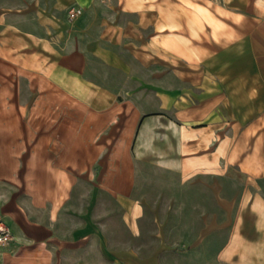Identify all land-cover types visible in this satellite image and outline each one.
I'll list each match as a JSON object with an SVG mask.
<instances>
[{
  "label": "crops",
  "instance_id": "0c3cea01",
  "mask_svg": "<svg viewBox=\"0 0 264 264\" xmlns=\"http://www.w3.org/2000/svg\"><path fill=\"white\" fill-rule=\"evenodd\" d=\"M71 7L82 9L74 20ZM128 70L159 71L158 104L144 114L139 97L126 99L137 104L102 179L130 235L118 240L115 220L91 211L94 198L84 211L71 210L74 180L64 166L77 150L79 158L101 154L106 145L93 141L105 122L114 124L119 102L112 72ZM72 101L85 108L78 125H23L29 114L50 116L48 103ZM141 165L181 182H227L238 172L239 191L210 189L211 204L217 197V210L233 212L232 220L216 224L212 205L200 230L194 223L188 238L173 242L167 222L157 221L155 248L135 249L145 234L133 194ZM61 213L78 218L64 223V244L78 243V255L64 261L99 264L104 254L108 264H264V0H0V220L12 235L0 264H53ZM88 240L100 250L87 251Z\"/></svg>",
  "mask_w": 264,
  "mask_h": 264
},
{
  "label": "rangeland",
  "instance_id": "374dc122",
  "mask_svg": "<svg viewBox=\"0 0 264 264\" xmlns=\"http://www.w3.org/2000/svg\"><path fill=\"white\" fill-rule=\"evenodd\" d=\"M104 76L110 74V71H103ZM115 76V81L118 82L117 89L113 90L109 82L106 81V88L108 90H113L118 95L117 107L113 110L114 113V124L110 125L109 122H105L102 128L103 133L98 134L93 142L99 141L105 144V148L102 150L101 154H95L93 156L88 155L87 158H79V150L76 151V155L71 160V165H66L64 168L71 173L73 177V190H72V205L71 210L75 213L79 211H84L86 206H91V201L94 198L95 204L92 205L91 211L98 207L101 209V217H98L100 221L109 220L110 217L115 220L118 229H116V236L118 240L130 239L128 231H126L121 223L122 207L120 204L111 197L104 188H102V179L106 174L108 168H110V154L112 152V147L114 141L120 138L122 135V130L128 120V114L134 108L133 105L137 104L134 102H127L126 99L129 97H139L140 105L143 113H150L156 110L157 107V97L155 96L154 88L158 84V74L159 71H144L142 70H128V71H117L112 72ZM169 79L170 71L167 74ZM114 80V79H113ZM147 82L152 84V86H143L142 83ZM154 85V86H153ZM116 87V86H115ZM24 89H29L28 86L23 85ZM58 92V91H55ZM29 105L30 103H25ZM50 110V116L43 114L39 117L24 116L22 118L24 126H39V127H55L57 130L60 125H78L79 122H84V118L81 117L80 110H84L82 103L78 102H51L48 103ZM27 107V106H26ZM24 107V108H26ZM69 109V118L62 117L66 115V108ZM109 107V104H108ZM29 108V107H27ZM110 108H108V112ZM56 141L58 138L62 137V134L55 133ZM61 152V151H56ZM94 152V151H93ZM96 153V152H94ZM26 153L22 157V166L20 169L24 170ZM78 154V155H77ZM75 158V159H74ZM86 162V164L84 163ZM232 181H222V179H212L206 176H201L194 181L181 182L178 176L162 172L151 166L141 165L138 167V178L134 184L133 194L140 202L143 207V216L140 220L141 225L144 226V237L140 241L135 240L134 248L143 250H152L155 248L154 241L156 239V233L158 232L157 221L160 223H166V232L164 231V236L167 242H173L179 238L186 239L188 226L197 223L198 229L200 230L204 225L206 218V209L213 205L216 208L215 212V223L219 224L223 221L228 222L233 218L232 214L226 215L222 214L217 210L218 203L217 197L214 199V203L211 204L210 189H214L216 193L218 190L228 188L229 194H234L237 190H240L241 185L244 182V177L238 172H233L230 177ZM18 191V190H17ZM16 191L15 194H18ZM96 191V192H95ZM227 191V190H226ZM7 192L11 194L14 190L10 187L7 188ZM222 194V193H221ZM209 195V198H208ZM95 196V197H94ZM227 198V197H226ZM19 200V199H18ZM23 201V199H22ZM24 203L26 199L24 197ZM82 204L83 206L81 207ZM236 202L229 203L228 208L234 210L236 207ZM80 206V207H79ZM158 208V210H157ZM26 209V208H24ZM69 209L66 206V211ZM27 210V209H26ZM109 212L111 214H109ZM63 213V212H62ZM57 222V227L59 228L58 234L60 237L59 245L56 246L54 251V261L53 264H77L75 262L64 261V256L66 253H78V243L69 244L66 246L63 240L66 237V230H63L64 223L69 222L78 223L77 217H70L68 214H62ZM198 230V231H199ZM227 230L218 233L220 238L225 237ZM147 242L145 244L144 240ZM178 241V240H177ZM176 244V243H175ZM173 245L178 251H185L184 245ZM93 240H88L86 244L87 251L91 249L94 250ZM110 247V246H109ZM125 245H119L113 248L115 250H121L125 248ZM94 251L100 250L99 246L95 247ZM183 248L184 250H179ZM147 251V252H148ZM78 255V254H77ZM76 255V256H77ZM94 254H88V258L91 263L95 262ZM77 259V257H76ZM186 259V257H182ZM100 264H108V258L104 256L102 260L98 261Z\"/></svg>",
  "mask_w": 264,
  "mask_h": 264
},
{
  "label": "built area",
  "instance_id": "2783aa9c",
  "mask_svg": "<svg viewBox=\"0 0 264 264\" xmlns=\"http://www.w3.org/2000/svg\"><path fill=\"white\" fill-rule=\"evenodd\" d=\"M82 14L80 7H71L68 10L69 20H74ZM12 240V235L9 228L0 220V246L8 244Z\"/></svg>",
  "mask_w": 264,
  "mask_h": 264
}]
</instances>
